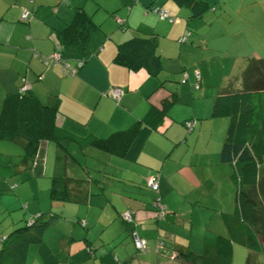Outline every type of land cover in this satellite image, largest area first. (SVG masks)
I'll return each instance as SVG.
<instances>
[{"label":"crops","instance_id":"0c3cea01","mask_svg":"<svg viewBox=\"0 0 264 264\" xmlns=\"http://www.w3.org/2000/svg\"><path fill=\"white\" fill-rule=\"evenodd\" d=\"M149 5H163L172 12L186 14L185 24L179 23L172 27L159 21L161 19L147 9ZM241 6L242 4L240 8ZM75 7H81L91 16L98 28L88 41V53L83 65L75 74L64 75L59 64H45L41 57L57 50L55 33L70 20ZM24 11L28 12L26 21L21 20ZM188 15L187 6L175 0H0V102L6 94L17 92L19 85L26 82L30 91L42 103L57 107V125L81 136L93 134L105 137L124 129L134 120L147 119L149 105H159L161 98L170 89L167 86L159 87L152 79L153 76L143 69L129 70L115 62L113 57L116 44L131 36L152 33L157 38V46L160 45L158 51L163 52L164 44L161 46L160 37L178 41L183 31L189 27ZM118 17L122 22L118 23ZM179 49L181 51L182 46ZM65 56L70 58L69 55ZM181 69L187 68L183 64ZM234 69L233 66L231 74ZM195 71L197 70L188 73L186 70L187 79L195 77ZM198 71L201 78V68ZM38 75H41L40 79L37 78ZM111 86L123 90L118 101L105 94ZM213 93L190 91L187 105L178 107L174 105L178 101L176 92L177 101L169 109L171 114L163 120L167 119L171 126L169 120L175 122L176 119H193L195 127L200 119H217L210 117L209 113ZM178 111L180 116L176 115ZM199 126L207 127L208 122L201 121ZM222 136L223 132L219 134L220 138ZM158 137L159 154H162L172 140L167 138L166 141ZM220 138L217 136L219 142ZM147 139L148 136L134 157L111 154L92 145L79 147L73 141L65 139L43 142L32 165L16 170L25 171V177L11 178L14 180V190L10 192L0 188V235L22 224L31 213L51 209L58 213L57 218L45 229L41 241L29 246L24 264H187L174 256L173 245H185L187 242L188 248L198 251L202 241H197L194 245L190 241L193 224L189 225L190 233L185 236L165 230V237L171 241L169 246H166L167 242L164 245L159 236L158 223L155 230L151 228V212H154L150 203L152 191L143 184V178L148 180L154 172L161 171L165 166L153 165L149 155L144 154ZM50 141L53 143H49ZM186 141L188 142L187 137ZM177 142L178 140L173 144ZM207 144L208 142L206 148L203 146L200 151L196 144L184 142L189 163L182 164L181 161L170 159L173 163L167 164L168 174L178 172L180 166L188 168L196 179V173L192 169L213 165L210 154L217 153V150L208 152ZM88 148L95 149H92L91 159L87 160L83 150ZM63 152L70 160L66 158L64 162ZM17 155L19 157L20 154ZM52 175L82 179V188L87 192L84 199L78 202L49 203ZM213 179L216 181L215 177ZM22 180H27L28 185L19 187L22 191L29 190L28 196L30 195L24 200L25 204H22V197L17 192ZM7 183L10 186L5 178L4 185ZM169 189L170 185H167V190L164 191ZM107 193L111 194L110 198L104 197L109 195ZM11 202L16 203L18 208L15 209ZM18 205L22 213L19 212ZM105 208H110L111 211L105 214ZM13 210L17 212L13 213ZM126 210L132 211L134 221L147 219L141 225L136 222L134 225L137 233L147 239L149 246L147 251L138 252L140 255L136 258L132 255L133 249L137 252L129 230L120 218V213ZM222 213L228 212L219 211V217ZM168 216L174 220V215ZM170 218L168 221H171ZM81 222L85 225L82 226ZM142 225L144 227L139 228ZM223 228L224 231L217 234L226 235L224 225ZM158 239L163 242L158 244ZM217 240L218 237L216 242ZM204 244L207 242H203L202 247ZM152 254L154 260L148 258Z\"/></svg>","mask_w":264,"mask_h":264},{"label":"trees","instance_id":"16d2710c","mask_svg":"<svg viewBox=\"0 0 264 264\" xmlns=\"http://www.w3.org/2000/svg\"><path fill=\"white\" fill-rule=\"evenodd\" d=\"M175 1L187 6L189 10L187 20L193 17L202 18L205 11L211 7L204 0ZM162 7L166 8L163 5H149L147 9L152 10L159 19L173 22L175 16L170 13L174 17L172 21L159 16L158 10ZM27 19L28 12L26 18L21 17L22 21ZM117 20L118 23L122 22L119 17ZM97 28L98 25L91 16L81 7H75L70 20L55 33L57 50L42 55L41 59L45 64H59L64 75L75 74L84 63L88 53V41ZM186 32L188 34L185 41L191 34L189 27L181 35ZM156 48L155 34L131 36L116 44L113 60L129 70L143 69L147 74L156 77L161 69V58ZM53 53L59 54L58 61L49 58ZM245 57L246 64L239 73L241 85L234 84V77L239 68L235 67L231 76L220 79L217 90L212 95L210 108V117L227 119L219 149V161L230 166L228 178L233 189V209L229 213L221 214L226 235H218L214 245L204 244L199 254L190 251L186 245L175 243L174 256L189 264H232L234 242L248 248L245 264H256L257 253H264V58L252 53ZM196 73L198 72L195 71V87H199L201 79L199 73L198 76ZM37 78L40 79L41 75ZM180 81L182 83L187 81L186 70L182 71ZM20 86L17 92L6 94L0 102V140L12 141L22 149L19 153V162L15 164L16 170L31 166L39 147L48 140L58 142L59 139H65L73 141L79 147L92 145L111 154L134 157L150 132L168 116L170 107L177 101L176 92L169 90L161 98L159 105H149L147 119L134 120L124 129L114 131L105 137L93 134L81 136L56 124V106L42 103L29 87L19 90ZM158 86L166 87L162 80L158 82ZM114 87L120 89L116 98L108 93L109 89ZM105 94L118 101L123 90L111 86ZM187 121L193 119L185 120V127L191 130L195 122L189 128ZM152 176L158 179L157 172ZM82 182V179L67 175H52L49 203L83 200L87 192L83 190ZM146 186L153 193H157L153 196L151 204L156 219H159L164 215L165 206L161 202L158 189H151L148 180ZM160 205L163 206L162 211ZM130 213L131 221L127 222L124 219L122 221L129 230L133 243L131 232L137 231L134 228L132 211ZM57 215L58 213L51 209L36 212L24 219L22 224L10 229L8 233L0 235V264H24L29 246L41 241L45 229L56 220ZM137 235L140 236L138 233ZM134 248L138 253L147 251L149 246L144 251L138 250L135 245Z\"/></svg>","mask_w":264,"mask_h":264},{"label":"rangeland","instance_id":"374dc122","mask_svg":"<svg viewBox=\"0 0 264 264\" xmlns=\"http://www.w3.org/2000/svg\"><path fill=\"white\" fill-rule=\"evenodd\" d=\"M208 2L211 7L205 11L202 18L193 17L190 19L188 25L191 29V34L186 37L185 42L176 40L174 42L172 39L160 37L161 46L164 44L162 47L164 53L158 51L160 45L156 48L157 53L160 56L162 55V65L156 77H152V79H154L156 84L162 80L168 89L178 93V101L174 104L178 107L187 105L186 101L189 99L190 91H197L200 94L203 91L206 93L216 92L220 79L232 75L230 71L233 66L239 67L234 77V84L235 86L241 85L239 73L244 64H246L245 56L252 53L255 56L264 58V0H208ZM240 4H242L241 8ZM168 10L171 15L175 16L174 22L159 21L172 27L179 25V23L185 24L186 14ZM117 14L119 15V13ZM196 19L200 21H195ZM193 20L194 22H192ZM181 46L182 49L179 51ZM183 64L187 68L188 73H193L194 69L198 71L201 68L202 77L200 78L199 87H195V77L187 79L186 83L180 81ZM179 114L180 111L176 115ZM201 121L202 123L208 122V126H199ZM169 122L172 123L171 126H169L170 124L168 125L167 119L162 120L150 132L144 150V154L149 155L153 165H158V167L165 166L161 171L156 169L158 174L157 189L161 202L165 206V212L163 217L159 219H156L155 213L151 212L153 214L151 217V228L155 230L156 223H158L159 236L164 241V245L167 242L168 245L166 244V246H169L171 241L165 237V230L185 236L186 233H190L189 225L193 224L191 244L194 245L197 241H202V243L207 242V244L214 245L217 236L224 231L219 211L229 213L233 209V189L228 178L230 166L219 161V149L227 119L224 121L220 118L215 120L200 119L191 130L185 127V120L176 119L175 122L171 120ZM221 132H223V136L220 138L219 134ZM151 134L152 136H150ZM158 136L166 141H168L167 138L172 140L168 142V147L162 154H159L160 144ZM217 136L220 138V142L217 140ZM186 137L189 144H196L200 151L203 146H206L207 142L208 152L213 153L214 150H217L216 154H210L213 165L207 164L209 168L204 165L203 168L196 167L192 169V172L196 173V179L198 180L194 179L188 168H180V166H178V172L168 174L167 164L173 163L170 159L181 161L182 164L189 163V155L184 150V142L188 143ZM177 140L178 142L173 144ZM53 142L50 141L49 143ZM0 145V188L2 187L12 192L15 187L12 182L14 180H11V178L22 179L25 177V171L17 172L15 165L19 162L18 158H20L17 157V154L21 153L22 149L18 144L9 140H0ZM92 149L95 148L83 150L87 160L92 157ZM67 152L69 153V150ZM168 154H171V156ZM62 155L64 156V152ZM66 158L68 159L69 157L64 156V162L67 160ZM50 160L51 158L48 159L47 166ZM213 177L216 178V181H214ZM5 178L10 182V186L8 183L6 186L4 185ZM146 181L147 178L144 177V185ZM22 185L25 187L28 185V181L22 180L17 187V192L22 197V204H25L24 200L30 195L28 196L29 190H21L19 186ZM167 185H170V189L164 191L167 190ZM107 194L109 195L104 197L110 198L111 194ZM154 195H157V193L152 192L151 200ZM11 203L14 204V202ZM14 206L16 209V203ZM18 206L19 212L22 213L20 205ZM22 206L24 207L25 205ZM109 211H111L110 208L104 209L105 214L109 213ZM16 212L17 210H13V213ZM168 215H174V220L172 219V221ZM169 218L172 222L168 221ZM140 220L135 222L141 225L147 219L143 218ZM184 222L188 225L184 224ZM141 227H144V225L139 226V228ZM217 232L220 233L217 234ZM162 240L158 239L161 243L163 242ZM186 243L185 245L187 246L188 244ZM202 243L198 251H194L189 247L190 251L199 254L202 249ZM248 252L249 250L245 245L234 242L232 244V264H245ZM132 253L135 258L140 255V253H135L134 249ZM148 258L154 260V255L152 254ZM256 264H264V253H257Z\"/></svg>","mask_w":264,"mask_h":264},{"label":"built area","instance_id":"2783aa9c","mask_svg":"<svg viewBox=\"0 0 264 264\" xmlns=\"http://www.w3.org/2000/svg\"><path fill=\"white\" fill-rule=\"evenodd\" d=\"M158 13H159V16L162 17V18H167L168 20L172 21L174 20V17H172L170 14H169V11L166 9V8H160L158 10ZM27 16V11H24L21 15L22 18H26ZM188 34V32H186L185 34L181 35L178 40L179 42H184L185 41V36ZM49 58L53 61H58L59 60V54L58 53H53L49 56ZM66 69V68H65ZM67 70V69H66ZM196 76H198V73H196ZM29 87V84H27L26 82L25 83H22L19 90H24V89H27ZM109 94H111L113 97H117L118 94L120 93V89L118 88H111L109 89L108 91ZM187 126L190 128L193 126L194 124V120L193 121H187L186 122ZM148 185L151 189L153 190H156L157 189V186H158V179H155L153 176L151 178L148 179ZM162 205L159 206V208L161 209L162 211ZM121 217L122 219H124L125 221L127 222H130L131 221V213L130 211H123L121 213ZM83 224V223H82ZM131 235H132V238H133V243L135 245V247L138 249V250H146L148 248V244H147V240L144 238V237H140L137 235V233L135 231H132L131 232ZM161 242L158 241V244H160Z\"/></svg>","mask_w":264,"mask_h":264}]
</instances>
